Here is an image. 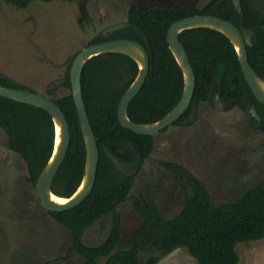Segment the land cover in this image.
I'll return each instance as SVG.
<instances>
[{
	"label": "trees",
	"instance_id": "obj_1",
	"mask_svg": "<svg viewBox=\"0 0 264 264\" xmlns=\"http://www.w3.org/2000/svg\"><path fill=\"white\" fill-rule=\"evenodd\" d=\"M4 1L22 9L38 0ZM242 6L243 24L254 31L253 44L248 46L249 61L264 79V12L253 8L251 0H242ZM198 12L218 15L238 25L242 21V14L235 9L232 0H212L205 10H199L197 3L188 6L139 5L138 0H131L126 18L129 25L108 35L100 31L88 43L127 38L140 41L147 47L150 71L141 90L129 104L131 120L155 122L180 100L184 75L169 47L167 30L173 21ZM179 36L195 68L197 83L190 107L175 124L187 125L196 118L199 105L208 101L212 83H216L223 99H234L248 113L243 88H250L232 41L209 27L187 28ZM76 54L69 58L64 75L51 81L46 88L49 95L55 94L62 86L70 89L66 94L52 97L65 112L71 129L70 147L52 184L54 193L66 197L73 194L81 183L86 161L85 140L71 92L70 67ZM137 73V62L121 52L94 55L83 67V97L99 145L100 158L96 182L90 194L71 209L48 210L70 232L72 243L68 251L82 258L80 264H99L100 258L104 259L103 264H157L162 256L184 246L197 264H238L237 243L264 236V184H255L239 197L217 204L212 201L201 178L172 160L159 159L189 185L190 192L185 195L181 210L172 217H165L152 198L136 200L134 209L142 221L126 235L129 244L118 247L122 239V216L118 206L127 200L135 177L123 174L106 148L120 160L130 163L137 158L132 143L140 147L145 159L151 156L155 147L154 136L136 133L122 126L118 119L120 98ZM235 74L238 84L231 81ZM0 84L27 87L1 72ZM256 102L264 116V104L257 99ZM0 126L7 135L8 146L27 163L28 179L35 185L54 148L55 125L51 114L40 106L0 96ZM107 218L110 219V229L105 239L100 244L86 243L83 238L85 230L96 220L105 221ZM149 248L153 252L144 258L141 253ZM67 258L65 256L64 259Z\"/></svg>",
	"mask_w": 264,
	"mask_h": 264
},
{
	"label": "rangeland",
	"instance_id": "obj_2",
	"mask_svg": "<svg viewBox=\"0 0 264 264\" xmlns=\"http://www.w3.org/2000/svg\"><path fill=\"white\" fill-rule=\"evenodd\" d=\"M198 0H138L139 5L183 4ZM131 0L33 1L18 9L0 0V72L20 84L46 93L60 79L69 58L85 47L96 33L126 21ZM70 91L60 87L50 98ZM155 148L147 157L127 200L118 206L122 216L119 248L142 221L136 200H151L165 216L178 213L189 185L159 159L173 160L194 172L207 185L212 201L220 204L239 197L255 184H264V132L238 106L219 110L209 101L199 105L187 125L172 124L154 135ZM25 160L7 143L0 126V264H76L82 258L68 251L67 228L41 203L28 179ZM110 219L96 220L83 235L90 245L100 244ZM238 264H264V236L238 242ZM153 249L142 251L145 258ZM66 256L69 257L64 259ZM49 262V263H48ZM104 259H99L103 264ZM157 264H197L184 246L160 258Z\"/></svg>",
	"mask_w": 264,
	"mask_h": 264
},
{
	"label": "water",
	"instance_id": "obj_3",
	"mask_svg": "<svg viewBox=\"0 0 264 264\" xmlns=\"http://www.w3.org/2000/svg\"><path fill=\"white\" fill-rule=\"evenodd\" d=\"M235 9L242 12V0H232ZM203 5H198L201 9ZM126 21L118 22L108 26L103 30L104 35L114 32L117 29L128 26ZM209 27L225 34L233 43L239 58L242 73L253 94L264 104V79L256 72L249 61L248 46L252 45V30L248 27L240 28L236 23L214 14L196 13L173 21L167 30V40L169 47L180 64L184 75V89L180 100L162 118L155 122L142 123L135 122L128 115V107L132 99L139 93L150 71L149 52L147 47L140 41L127 38L109 39L101 42L87 44L80 49L73 58L70 67L71 92L73 94L81 129L86 146L85 170L81 183L70 196H62L67 200L58 202L53 199L56 193L52 190L55 176L63 163L71 142L70 124L65 112L47 94L30 89L28 87H12L0 84V96L11 98L17 101L40 106L47 110L55 125V142L52 155L40 175L38 176L35 189L41 203L53 211L71 209L79 205L92 191L97 177L100 150L95 132L93 130L87 105L83 97L81 74L87 60L94 55L104 52H121L131 56L138 64V73L133 82L121 96L118 105V119L122 126L140 134L156 135L168 126L175 124L190 107L197 83L195 68L191 62L189 54L180 40V32L187 28ZM140 33L146 38L145 33L138 28ZM232 82L237 83L238 76H233ZM246 98L249 103L250 118L254 119L256 127L264 131V116L257 110L252 95L246 91ZM209 103L219 110H228L233 107L234 100H225L221 97L216 83H212ZM59 127V131L57 129ZM58 139V140H57ZM132 146L137 152L134 162H125L117 158L110 149L106 152L115 163L116 167L127 176H135L142 168L145 161L143 151L135 143ZM58 195V194H57ZM60 196V195H59Z\"/></svg>",
	"mask_w": 264,
	"mask_h": 264
},
{
	"label": "flooded vegetation",
	"instance_id": "obj_4",
	"mask_svg": "<svg viewBox=\"0 0 264 264\" xmlns=\"http://www.w3.org/2000/svg\"><path fill=\"white\" fill-rule=\"evenodd\" d=\"M211 2H212V0H198V1H195V2H191L190 4H188V5H191L192 3H197V7H198V5H203L202 6V8L201 9H199V10H205V9H207V7H209V5L211 4ZM183 5V4H182ZM188 5H186V6H188ZM251 5H252V7L253 8H257L258 10H260V11H263L264 12V0H251ZM239 12V11H238ZM198 13H204V12H198ZM239 13H241L242 14V21H241V23L238 25L240 28H243V27H245V25L243 24V6H242V12H239ZM209 14V13H208ZM248 28H250V27H248ZM251 29V28H250ZM252 30V29H251ZM252 32H253V34H252V38H253V35H254V31L252 30ZM251 38V39H252ZM253 44V43H252ZM231 81H234L233 80V78H232V80ZM238 82H239V79L237 80V83L236 84H238ZM250 88V87H249ZM243 90H244V95H245V98H246V91H249L250 93H251V95H252V98H253V101H254V103H255V105H256V107H257V110L259 111V109H258V104H257V102H256V99L258 100V98L253 94V92L251 91V89H247L246 87H244L243 88ZM256 98V99H255ZM229 100V99H228ZM234 100V99H233ZM246 100H247V98H246ZM247 102H248V100H247ZM262 103V102H261ZM263 104V103H262ZM234 106H238V107H240V105H237L236 103H235V101H234V105H233V107ZM248 107H249V103H248ZM241 109H243L242 107H240ZM244 110V109H243ZM245 111V110H244ZM246 112V111H245ZM260 112V111H259ZM247 113V112H246ZM261 113V112H260ZM248 114V116H249V118H250V114H249V112L247 113ZM262 115V114H261ZM263 116V115H262ZM250 120L253 122L254 121V119H251L250 118ZM256 124H257V122L255 123V126H256ZM166 129V128H165ZM164 130H162L161 132H163ZM264 132V131H263ZM155 148V147H154ZM161 160H164V159H161ZM170 161V160H169ZM173 161V160H172ZM144 164V163H143ZM137 175V174H136ZM135 175V176H136ZM134 176V177H135Z\"/></svg>",
	"mask_w": 264,
	"mask_h": 264
},
{
	"label": "bare ground",
	"instance_id": "obj_5",
	"mask_svg": "<svg viewBox=\"0 0 264 264\" xmlns=\"http://www.w3.org/2000/svg\"><path fill=\"white\" fill-rule=\"evenodd\" d=\"M57 129H58V131H59V127H57ZM58 140V139H57ZM53 199L54 200H56V201H58V202H64V201H66L67 199L66 198H64V197H62V196H59V195H53Z\"/></svg>",
	"mask_w": 264,
	"mask_h": 264
}]
</instances>
